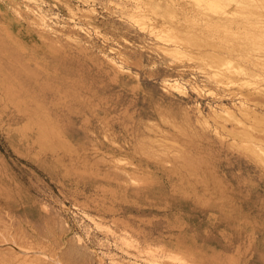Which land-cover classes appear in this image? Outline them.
Wrapping results in <instances>:
<instances>
[{
  "label": "rangeland",
  "instance_id": "1",
  "mask_svg": "<svg viewBox=\"0 0 264 264\" xmlns=\"http://www.w3.org/2000/svg\"><path fill=\"white\" fill-rule=\"evenodd\" d=\"M204 1L0 0V264H264V1Z\"/></svg>",
  "mask_w": 264,
  "mask_h": 264
},
{
  "label": "bare ground",
  "instance_id": "2",
  "mask_svg": "<svg viewBox=\"0 0 264 264\" xmlns=\"http://www.w3.org/2000/svg\"><path fill=\"white\" fill-rule=\"evenodd\" d=\"M135 0H133V3H136V2H134ZM139 1V0H138ZM151 1H153V0H151ZM225 1H227V3H229V2H234V3H236V4H239L240 2L239 1H242V0H205L204 1V3H206V5L208 6V7H210V9H215V8H220V9H223V5H224V2ZM249 2V3H253L255 0H245V2ZM264 1V0H263ZM195 2L196 3H203V0H195ZM138 3V2H137ZM136 3V4H137ZM151 3V2H150ZM226 3V4H227ZM28 4V3H27ZM31 4H32V2H31ZM163 4V3H162ZM17 5V4H16ZM37 5V4H36ZM129 5H131V4H129ZM151 6L152 5H155L154 6V8H152V9H156L157 7L156 6H158V7H160V10H162V12H164L165 11V13H167L166 11H167V9H170L171 7L170 6H168V5H164V7H163V5L161 6V5H159V4H150ZM149 5V6H150ZM21 6H23V10L24 11H28L27 9L29 8L28 7V5H22L21 4ZM18 7V6H17ZM142 8V7H141ZM199 8V7H198ZM33 9V8H32ZM136 9H138V8H136ZM159 9V8H158ZM178 10V9H177ZM29 11H30V13L32 14V11L29 9ZM35 11V10H34ZM38 11V10H37ZM159 11V10H158ZM169 11V10H168ZM152 12H154V11H152ZM170 12V11H169ZM173 12V11H172ZM17 13V12H16ZM27 13V12H26ZM45 13V12H44ZM161 13V12H160ZM188 13V12H187ZM28 14V13H27ZM204 14V13H203ZM169 15H171V14H169ZM173 15V14H172ZM206 16H207V14H205ZM204 15V16H205ZM46 15H43V13H41L40 11H39V13H37V14H35V13H33V15H32V20H31V25H33V26H36V29H38V33H36V35L37 36H39L40 37V39H41V37H44L45 35H47V34H49V31L51 30H49V26L46 24V22L48 23V20L46 21L45 19L47 18V17H45ZM166 16H168V13H167V15ZM203 16V17H204ZM205 16V17H206ZM209 16V15H208ZM207 16V17H208ZM202 17V18H203ZM204 17V18H205ZM205 18L207 21L205 22V23H207L208 22V26H210V29H212L213 31L214 30H216V29H218L219 27H222L221 25L223 24L222 22H221V20L220 19H214V18ZM200 20H202V19H200ZM204 20V19H203ZM202 20V21H203ZM30 21V20H29ZM225 21V20H224ZM233 22H236V21H234L233 19H230V20H227V21H225L224 23L225 24H228V27L227 28H230L231 27V24L233 23ZM138 23V22H137ZM262 23V22H261ZM141 25V24H140ZM238 25V24H237ZM253 25V24H252ZM143 26V25H142ZM249 26V25H248ZM140 27V26H139ZM161 27V26H160ZM256 27V26H255ZM223 28V27H222ZM226 28V27H225ZM241 28V27H240ZM247 29V28H249V27H244V29ZM254 28V27H253ZM253 28H252V26H251V29L253 30ZM261 28V27H260ZM164 29V28H163ZM166 29V28H165ZM243 29V30H244ZM250 29V30H251ZM176 30V29H175ZM225 30V29H224ZM229 30V29H228ZM230 30H231V28H230ZM251 30V31H252ZM161 31V30H160ZM179 31V30H178ZM181 31V30H180ZM179 31V32H180ZM248 31V30H247ZM246 32V31H245ZM249 32V31H248ZM153 33V32H152ZM255 33H257L256 31H255ZM38 34H40V35H38ZM71 34V33H70ZM162 35V34H161ZM256 35V34H255ZM163 36V35H162ZM249 36V35H248ZM50 37V36H49ZM54 37V36H53ZM177 37V36H176ZM251 37V36H250ZM160 38H161V36H160ZM166 38H168L167 36H166ZM264 38V37H263ZM162 39V38H161ZM165 39V38H164ZM44 40V39H43ZM69 40V39H68ZM159 40V39H158ZM264 40V39H263ZM46 41V40H45ZM166 41V40H165ZM168 41V40H167ZM166 41V42H167ZM59 42V41H58ZM163 42V41H162ZM166 42H165V44H166ZM164 43V42H163ZM258 45V44H257ZM55 47V46H54ZM162 48V47H161ZM163 49V48H162ZM176 49H177V47H176ZM164 50V49H163ZM166 51H168V50H166ZM165 51V52H166ZM169 51H171V50H169ZM179 51V50H178ZM235 52V50H229V49H226L224 52H225V54L229 57V58H231V53L232 52ZM172 53H174L173 55H175V54H177V50H172L171 51ZM223 52V53H224ZM167 53V52H166ZM170 53V52H169ZM171 53V54H172ZM244 53H245V51H244ZM182 54V53H181ZM214 54H216V53H214ZM178 55V54H177ZM220 55V54H219ZM241 55V54H240ZM248 55V54H247ZM180 56V55H179ZM244 56H246L245 54H244ZM247 57V56H246ZM243 59V58H242ZM110 60V59H109ZM258 60V59H257ZM241 61V60H240ZM259 61V60H258ZM258 61H256L255 63H257ZM264 61V60H263ZM214 62V61H213ZM219 64H222L223 63V61L221 60V61H217ZM217 62H216V64H217ZM114 63V62H113ZM112 63V64H113ZM215 63V62H214ZM116 64V63H115ZM228 64H230V63H228ZM254 64V63H253ZM255 65V64H254ZM258 65V64H257ZM263 65H264V63H263ZM114 66H116V65H114ZM230 66V65H229ZM234 66V65H233ZM117 67V70H121L122 68L120 67V66H116ZM226 67V66H225ZM255 67H257V66H255ZM254 67V68H255ZM264 67V66H263ZM229 69H230V67H228ZM232 68V67H231ZM236 68V67H235ZM262 68V66H260V69ZM228 69V70H229ZM116 70V69H115ZM233 74H236V75H240V74H243V75H245V76H249V75H247L244 71H242V69H240V66L239 67H237L235 70H234V72L233 71H231ZM122 73V72H121ZM229 73H230V71H229ZM231 74V73H230ZM250 74V73H249ZM256 74V73H255ZM217 75V74H216ZM232 75V74H231ZM264 75V74H263ZM250 76H251V74H250ZM254 77V76H253ZM249 78V77H248ZM169 81V80H168ZM164 86V85H163ZM166 86H168L169 88H172V89H177V88H179V84L177 83V82H175V81H172L171 83H167V85ZM253 87V86H252ZM167 88V87H166ZM251 89V88H250ZM254 89V88H253ZM256 89V88H255ZM179 90V89H178ZM183 90V89H182ZM197 91V90H196ZM254 91V90H253ZM256 91V90H255ZM181 92V91H180ZM258 92H261L260 90L258 91ZM258 92H256V93H258ZM262 92H264V91H262ZM182 93V92H181ZM247 94H249V93H247ZM259 94V93H258ZM262 94V93H261ZM257 95V94H256ZM263 95V94H262ZM262 95H260L261 97H262ZM260 96H258V97H260ZM263 97H264V95H263ZM249 98V97H248ZM247 98V99H248ZM252 98H253V96H252ZM256 99V98H255ZM262 99V98H261ZM252 100V99H251ZM259 100V99H258ZM264 99H262V101H263ZM247 102V101H246ZM261 102V101H260ZM263 103H264V101H263ZM254 106H256V105H254ZM229 111V110H228ZM227 111V112H228ZM252 111V110H251ZM244 112V111H243ZM262 112V111H261ZM263 113V112H262ZM230 114H232V113H230ZM245 114H246V112H245ZM249 114V113H248ZM261 114V113H260ZM28 115V114H27ZM239 115V114H238ZM243 116H244V114H242ZM257 114H255L254 116H256ZM233 116H235V115H233ZM240 116V115H239ZM247 116V115H246ZM253 116V114H252V117H254ZM260 116V115H259ZM263 116H264V114H263ZM185 117V116H184ZM255 119H254V122L256 123L255 125L257 126V121L259 122L261 119V121L264 123V119L262 118V115H261V119L259 120L258 118H256V117H254ZM233 119V118H232ZM246 119V118H245ZM248 119V118H247ZM257 119V120H256ZM244 120V119H243ZM249 120V119H248ZM189 121V120H188ZM228 121V120H227ZM246 121V120H245ZM250 121V120H249ZM260 121V122H261ZM185 122V121H184ZM187 122V121H186ZM244 122V121H243ZM246 122H248V121H246ZM253 122V123H254ZM259 122V123H260ZM199 123V122H198ZM252 123V124H253ZM39 126H40V128H39V126H38V128L39 129H37L38 131H39V136H41V135H44V131L42 130V128H44L45 126H48V124L45 122V121H42V122H39V123H37ZM206 124V123H205ZM241 124V123H240ZM260 124H262V123H260ZM260 124H259V127H261L260 126ZM42 125V126H41ZM191 125V124H190ZM204 125V124H203ZM264 125V124H263ZM192 126V125H191ZM252 126V125H251ZM255 126V129H258L257 127ZM202 127V126H201ZM239 127V126H238ZM242 127H244V126H242ZM245 128V127H244ZM243 128V129H244ZM188 129V128H187ZM249 130H250V128H248ZM254 129V126H253V129L252 130H254L255 132L257 131V130H255ZM262 129H263V131H262ZM245 130V129H244ZM260 130V129H259ZM258 130V131H259ZM183 131V130H182ZM242 131V130H241ZM254 131H242V133H243V137H245V138H248V139H251V140H256V141H258V142H262L263 143V145H264V135H260L261 134V132H264V128H262L261 127V132L259 131V133H258V131H257V133H255ZM187 132V131H186ZM182 133H184V131L182 132ZM192 133V132H191ZM194 133V132H193ZM186 134V133H185ZM187 134H188V132H187ZM246 141V140H245ZM154 142V141H153ZM153 142H151V143H153ZM143 143V142H142ZM151 143H148V145H151ZM262 143H260V144H262ZM147 143L145 142V145H146ZM259 144V145H260ZM155 144L153 143V146H154ZM170 145V144H169ZM158 146V145H157ZM163 146V145H162ZM161 146V147H162ZM166 146V145H165ZM164 146V147H165ZM175 146V145H174ZM258 145H255V148L257 147ZM147 147V146H146ZM151 147V146H150ZM183 147V146H182ZM250 147V146H249ZM264 147V146H263ZM139 150H141L140 149V146L139 147H137ZM137 148H135L136 150H137ZM141 148H142V146H141ZM153 148V147H152ZM175 148V147H174ZM252 148V147H251ZM154 149V148H153ZM166 149H168V148H166ZM245 149V148H244ZM142 150H143V148H142ZM141 150V151H142ZM145 150H147V148H145ZM145 150H143V151H145ZM159 150V149H158ZM248 150V149H247ZM251 150H252V152H253V154H254V156H255V158H257L260 162L258 163L259 165H260V163H261V165H262V167H264V149L262 148L261 150H260V148L259 147H257L256 149H250L249 151H250V153H251ZM141 151H140V153H141ZM142 151V152H143ZM149 149H148V153H149ZM155 151V150H154ZM182 151H184V150H182ZM152 154H149V155H156V153H154L153 154V152H152V149H151V151H150ZM156 152V151H155ZM160 152V151H159ZM137 153H138V151H137ZM182 153V152H181ZM180 153V154H181ZM185 153V152H184ZM145 154V153H144ZM143 154V155H144ZM252 154V155H253ZM177 155H179L178 153H177ZM249 155H251V154H249ZM148 156V155H147ZM146 156V157H147ZM151 156V158H153ZM150 157V156H149ZM180 157H181V155H180ZM186 156H184V158L182 157V159L184 160V159H186L185 158ZM252 157V156H251ZM151 158L149 159V160H151ZM158 158V157H157ZM191 158V157H190ZM254 158V157H253ZM154 159V158H153ZM120 160H122V159H120ZM145 160H146V158H145ZM148 160V161H149ZM189 161H190V159H188ZM138 161V160H137ZM184 161H187V159L186 160H184ZM257 161V160H256ZM111 162V161H110ZM115 162V161H114ZM139 163H141L140 161H138ZM151 162V161H150ZM118 164L119 165V163H120V165H121V163L122 162H115V164ZM127 163V162H126ZM186 163H188V162H186ZM124 164V163H123ZM257 164V163H256ZM117 165V167H119ZM128 165V168H126V166L125 167H123V168H120V169H116V170H114V171H118L117 173L115 172V173H113V172H111L112 174H109V176H106V178L107 179H131V180H133V179H135L136 177H137V175H139V169L136 167V166H134V164H133V162H130V163H128L127 164ZM112 166H114V165H112ZM122 166V165H121ZM116 167V166H115ZM260 167V166H259ZM112 168V167H111ZM115 169V168H114ZM263 171V170H262ZM110 173V172H109ZM262 175V174H261ZM112 177V178H111ZM138 179V178H137ZM140 179V178H139ZM136 180V179H135ZM134 181V180H133ZM133 181H130V182H133ZM136 181H138V180H136ZM135 182V181H134ZM20 244V243H19ZM24 246V245H23ZM28 247V246H27ZM11 248L13 249V250H15L14 251V253L16 252L17 254L16 255H23V256H21V257H26V259L28 258L29 260L28 261H33V262H30L31 264H36V263H38L39 261L41 262V259H39V258H41V257H44V259H47V261H51V262H53V263H55L54 261H53V259L49 256V255H47V254H42L40 251L37 253V255H35V256H28V255H26L27 253H28V251L30 252V251H32V250H25L24 248H22V249H15L13 246H11ZM28 248H30V247H28ZM42 248H44V247H42ZM32 249V248H31ZM34 249V248H33ZM70 252H72V254H75V252L74 251H70ZM69 252V253H70ZM36 253V252H35ZM71 254V253H70ZM18 255V256H19ZM84 255V254H83ZM13 258H15V257H13ZM18 258V257H17ZM32 258V259H31ZM74 258V257H73ZM83 258V257H82ZM75 259V258H74ZM79 259V258H78ZM77 259V261H80V260H78ZM61 260V259H60ZM86 260V259H85ZM44 261V260H43ZM70 261V260H69ZM151 261H153V260H151ZM24 262H26V260L24 261ZM45 262V261H44ZM46 263V262H45ZM2 264V263H1ZM41 264H43V263H41ZM49 264V263H48ZM51 264V263H50ZM56 264H64V263H61V261L60 262H57ZM153 264H154V261H153Z\"/></svg>",
  "mask_w": 264,
  "mask_h": 264
}]
</instances>
